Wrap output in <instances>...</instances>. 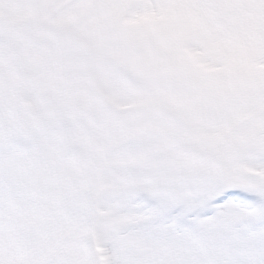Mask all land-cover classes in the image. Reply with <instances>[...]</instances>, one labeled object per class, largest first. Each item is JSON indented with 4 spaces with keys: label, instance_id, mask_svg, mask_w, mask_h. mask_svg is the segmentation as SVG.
Segmentation results:
<instances>
[{
    "label": "rangeland",
    "instance_id": "obj_1",
    "mask_svg": "<svg viewBox=\"0 0 264 264\" xmlns=\"http://www.w3.org/2000/svg\"><path fill=\"white\" fill-rule=\"evenodd\" d=\"M56 1L59 3L66 0H35L37 11L36 9H24L23 1L20 0L15 2V5H2V9L5 13L15 17L16 20L21 16L38 15L43 17L49 13L47 11L52 9ZM152 1L158 8L157 14H154L155 10L150 0H145L141 6L142 13L131 15L125 28L121 26V22L125 17L124 12L129 4L128 0H83V3L77 4L54 19V22L57 26L68 28L86 40L85 42L92 49L93 58L91 59L94 71L97 73L99 86L107 95L116 96L121 104L128 102L124 93L120 92L123 89L120 82L124 83L119 77L113 75L115 72H112L111 69L110 75L108 69L103 68L105 62L110 63L111 68L117 67L128 72L132 79H137V81L133 79V86L134 84L138 85L139 82L140 85L145 84L150 88L161 87L170 79L184 80L187 78L191 80V77H194L196 73L197 76L202 73L203 77L199 76L192 80L197 81V83H192L195 88L198 87L199 91L212 92L211 94L217 92L228 94L229 91L234 93L236 90L237 92L244 90L230 109V116L232 119L234 118L233 122L240 120L245 113L248 116L264 109L263 95H250L252 88L249 87L248 80L252 69L260 70L262 66L264 68V58L258 65V62L255 61L257 51L260 49V53H262L261 51L264 49V0H216L217 10L209 7V13L202 11L201 7L196 8L200 0ZM227 4H235L237 14L231 12L232 10ZM90 9H94L97 15L90 16ZM149 11L153 16L152 25H148L149 18H146ZM221 11L228 13L226 16L228 19L226 26L219 28L222 25V16L219 15L215 18L214 14L226 15ZM199 19H202L203 22H199ZM105 26L106 31L108 27L114 28V33L110 36L108 34L107 37V33L104 32ZM88 35L93 36L94 39L89 41ZM0 37L5 45L2 44L0 48V54L3 55L0 73L4 81V84L0 85V179H2L5 188L11 185L18 189L30 185L29 183L25 184L27 179L29 181L36 180L38 185L46 188L43 189L44 198L52 196L42 207V213H60L57 215L55 223H41L43 230L47 227L52 230L43 235L38 234L36 242L38 245L32 244L30 249L23 248L22 252L13 251L15 248L13 237L5 235L11 232L9 223L4 230L5 234L0 232L2 234L0 237V264H42L46 262L49 264H82L83 257L77 256L76 253L83 246V224L87 209H89L86 200L93 197L95 188V179L93 178L97 176L102 157L112 140L113 125L108 121L102 106L82 90L81 77L77 72L80 66L79 55L64 38L55 34L23 30L0 32ZM262 56L264 57V52ZM40 57L48 60L49 63L47 62L45 65H48L55 72L56 79L62 82L60 88L55 83H51L49 91L45 94L41 92V86L45 84V77L38 72L43 67ZM6 59L8 60L4 61ZM50 59L53 62L49 61ZM32 62H34V67L30 82L25 90L33 92L49 114H55L56 109L60 108L59 115L55 114L53 118L45 119L46 127L40 130L42 138H40V142L34 144L25 132L19 115L22 107L18 103L21 68L25 63L32 65ZM6 65H9V71L4 69ZM201 65L215 66L219 71L214 72L217 75L209 73L208 76L201 72ZM173 68H175V76L174 74L168 75ZM201 77L202 79H200ZM183 80L180 81L179 87ZM104 86H108L110 89L114 88L115 93L105 90ZM174 86L176 87L177 84L174 83ZM246 92L251 97L248 102ZM189 96H193L192 92ZM159 99L161 100L163 97L159 96ZM186 100L187 109L190 111L183 113H189L195 117L197 107L194 98L186 97ZM206 118H210L209 115H206ZM64 121L65 123L61 124ZM158 124L167 129V126L162 125L161 122ZM63 126H69L67 141L60 140L59 134ZM78 128L84 131L82 134L84 141L81 146L86 155L82 156L81 161L79 158L70 157V155H67L65 159L61 154L66 148H62L60 143L75 142L76 133L74 130ZM23 136L28 142L22 144L21 147L11 143L12 138H23ZM190 137V141L196 142L195 138ZM205 143L211 147L216 145V142L210 139H206ZM26 144L27 147L29 145L30 147L36 146L33 156L37 159L40 156L45 158L42 162L45 168L38 167V164L35 163L30 174L19 169L21 170L20 175L12 181L7 177L9 169H5V167L9 164L4 159L1 149L8 152L25 153L28 149ZM78 144L80 145V143ZM227 147L229 150L218 156V168L209 163L211 165L202 168L204 175L212 173L211 167H213L216 172L230 171L227 177L234 180L240 178V180L247 181L251 179L250 175L255 178L258 175L264 177V115L248 123L234 134ZM247 147L251 149H247ZM57 156H59V160H54ZM120 156L122 155L116 156L115 154L113 162L117 165L127 164L128 157L120 159ZM52 160L56 161L53 165H51ZM195 169L198 168L195 167ZM158 170L161 175H164L165 171L168 172L165 169ZM197 171L191 172V176L196 179L200 172ZM191 176L187 182L194 180L191 179ZM121 177L123 176L119 172L111 171L105 176L108 185L113 188H120L116 181ZM213 177L210 174L211 180ZM5 188H2L0 184V193L5 194ZM155 192L161 193L158 188ZM196 198L198 199L197 196ZM208 200L207 196L196 206L205 205ZM107 204L104 206L106 215L103 217L102 227H106L105 235L108 232L107 246L113 256H111L112 264H120L121 259L132 262L129 256L137 260L139 258L141 263L147 260L151 264H264L263 243L259 244L261 254L259 258L252 259L253 254L245 256L244 251L240 249L242 246L235 244L233 248H229L230 246L226 244L224 248L220 247L221 251L218 254L219 258L226 262L218 260V245L214 232L222 228V225L224 226L223 217L221 219L220 217L212 218L204 223L205 238L206 235L207 237L211 235L207 241L210 244L206 246L198 242H191L185 233L178 235V232L171 231L172 237L169 238L166 235V230L169 228L163 227L157 217L154 221L144 219L134 212L114 211V207ZM35 206L28 209L32 210ZM5 209L6 206H0V212ZM194 210H196L195 207ZM29 213L33 212L29 211ZM81 213L84 215L83 219L82 217L77 219ZM27 217L24 219L34 224V219L28 220ZM112 223L120 227L119 235L115 234V229L114 233L111 232L109 227L113 226ZM24 234L27 242L31 238V233L26 227H24ZM100 242L106 247L103 241L100 240ZM79 253L81 254V252ZM44 258L45 260H42ZM34 260L36 261L33 262Z\"/></svg>",
    "mask_w": 264,
    "mask_h": 264
},
{
    "label": "snow or ice",
    "instance_id": "obj_2",
    "mask_svg": "<svg viewBox=\"0 0 264 264\" xmlns=\"http://www.w3.org/2000/svg\"><path fill=\"white\" fill-rule=\"evenodd\" d=\"M231 195V193H226L223 197H221V201L223 200V199H226L228 196H230Z\"/></svg>",
    "mask_w": 264,
    "mask_h": 264
}]
</instances>
